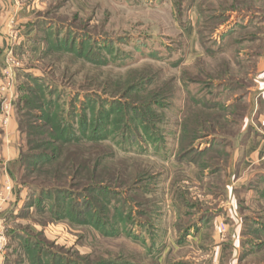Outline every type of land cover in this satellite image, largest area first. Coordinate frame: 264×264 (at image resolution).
<instances>
[{"label":"rangeland","instance_id":"obj_1","mask_svg":"<svg viewBox=\"0 0 264 264\" xmlns=\"http://www.w3.org/2000/svg\"><path fill=\"white\" fill-rule=\"evenodd\" d=\"M6 2L3 264H264V161L239 166L248 135L264 139V0ZM33 93L60 118L75 104L89 127L77 128L79 145L56 146L55 164L26 173L25 156L51 150L27 132L47 113L24 114L18 100ZM13 122L16 155L4 157ZM34 185L82 196L59 220Z\"/></svg>","mask_w":264,"mask_h":264},{"label":"trees","instance_id":"obj_2","mask_svg":"<svg viewBox=\"0 0 264 264\" xmlns=\"http://www.w3.org/2000/svg\"><path fill=\"white\" fill-rule=\"evenodd\" d=\"M31 92V91H30ZM90 98V96H88ZM39 97H37L36 95L29 97L28 99H24L21 97L18 100L19 102H21L22 104H24L25 106V115H30V111L28 110V108L32 109V110H44L46 113V115H36L37 118H39L40 120H43L44 123L43 126L37 125V124H29L27 125V132L33 135H40L41 137L40 140L38 141V147L34 148L36 150H38L40 148V146H48L51 150H49V152H44V153H34L32 155L29 154L28 157H24L22 160V164L25 166V162L27 161L28 163L26 165H28L26 173H32L34 172V170L38 169L39 171L44 168L45 166H52V164L60 158V154L62 151H60V147H56L58 146V144L61 145H79L82 142V139L80 137L77 136V128H85V127H89V125L84 122V121H77L76 118H73V116L75 115V109H76V105L72 104L68 109H63V111H61V115L62 118H60L58 115H54L55 112V105H54V101L53 99L48 100L47 101V105L43 104V102H38L39 100L37 99ZM82 105H84L82 103ZM23 109L22 107L19 108V110ZM89 105H85L84 108L82 109L83 112L88 111ZM66 114V116L64 115ZM77 115V114H76ZM57 118L59 120H57ZM57 121V122H56ZM22 124V123H21ZM95 128V127H94ZM95 130V129H93ZM38 131H42L41 133H39ZM48 131V132H46ZM42 135H45L46 138H43ZM60 135L65 136V139H63V137H59ZM83 136H86L84 134H82ZM93 135V132H92ZM97 140V138L95 136H92L90 138H88L91 141H95ZM250 138V135H248L247 140ZM217 141V140H214ZM213 141V142H214ZM40 142V143H39ZM59 145V146H61ZM59 150V152H58ZM193 153V149H191L189 152H187L186 156L190 155ZM185 155V154H184ZM26 160V161H25ZM78 173L77 169H71V174L70 176L72 177V179L75 177V175ZM35 186V185H34ZM34 190H36V193H39V198L38 200L41 202L44 201L43 199V195L47 196L50 195L52 196V200H51V210L50 212L56 216V219H62L63 216L65 215V211L66 214L69 215L68 210L65 208V204L67 201H69L70 198H77L82 196L80 195V192L78 193H72L69 189H65L63 187H52L49 189L43 188V187H33ZM48 188V187H47ZM78 200V199H77ZM67 205V204H66ZM67 215V216H68ZM204 218H199L198 221L203 220ZM198 228V227H197ZM40 256V255H39ZM42 257L40 256V259ZM54 261V260H53ZM61 261H63V259H60V261L56 264H62ZM42 262V261H41ZM45 263V262H44ZM43 263V264H44ZM73 263V261L69 262V259H66V263L65 264H70Z\"/></svg>","mask_w":264,"mask_h":264},{"label":"crops","instance_id":"obj_3","mask_svg":"<svg viewBox=\"0 0 264 264\" xmlns=\"http://www.w3.org/2000/svg\"><path fill=\"white\" fill-rule=\"evenodd\" d=\"M7 0H0V17L2 16V20L1 25H0V55H3V50L6 47V39L5 37H3V35L8 33V29L6 28V17L7 15H9V12L12 10V7L10 9L9 4L6 2ZM10 2V0H8ZM3 8V11H2ZM27 8V7H26ZM25 7L22 9V11L20 12V24L22 25L23 30L25 31V33L27 34L28 37H31L32 34H30V22H31V16H32V12L30 9H26ZM7 13H6V12ZM29 46L32 50L33 53L38 51V47L37 45H35L34 43H32V41H29ZM10 127H8V129H5L7 131V141L8 143L11 142L12 145H9L8 147L6 146V143L4 141V149L2 152V155H5L4 157H6V155L10 156V158L14 157L16 155L15 153V148H14V138H16L14 136L15 134V128L16 125L15 123H11V125H9ZM3 131H0V136H2ZM11 134V135H10ZM9 139H11V141H9ZM264 151V139H261L260 136H256V135H251L247 144V152H246V156L243 160V162L240 163V167L243 165H255V164H260L262 163V154ZM4 161V160H3ZM2 167L0 168V172H6L5 169V163H2ZM2 170V171H1ZM231 185V183L229 184ZM0 231H1V227H0ZM1 233V232H0ZM0 264H3V259H2V255L0 254Z\"/></svg>","mask_w":264,"mask_h":264},{"label":"built area","instance_id":"obj_4","mask_svg":"<svg viewBox=\"0 0 264 264\" xmlns=\"http://www.w3.org/2000/svg\"><path fill=\"white\" fill-rule=\"evenodd\" d=\"M16 65H18V63L13 58L10 57L4 73L8 81L7 86L9 89L12 86V75H13L12 70L15 68ZM261 159L262 161H264V153ZM11 193H12V185L10 183L6 184L5 188L0 191V202H8L11 198ZM4 246H5V240L3 237L0 236V250H2Z\"/></svg>","mask_w":264,"mask_h":264}]
</instances>
